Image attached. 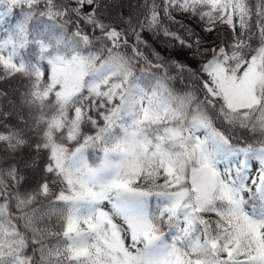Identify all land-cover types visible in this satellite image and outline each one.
Here are the masks:
<instances>
[{
	"label": "snow or ice",
	"instance_id": "1",
	"mask_svg": "<svg viewBox=\"0 0 264 264\" xmlns=\"http://www.w3.org/2000/svg\"><path fill=\"white\" fill-rule=\"evenodd\" d=\"M124 7L0 0V264H264V0Z\"/></svg>",
	"mask_w": 264,
	"mask_h": 264
},
{
	"label": "trees",
	"instance_id": "2",
	"mask_svg": "<svg viewBox=\"0 0 264 264\" xmlns=\"http://www.w3.org/2000/svg\"><path fill=\"white\" fill-rule=\"evenodd\" d=\"M133 2H134V0H122V3L125 5V7L123 9L125 15L128 12L127 5L129 3H133ZM253 2H254V0H253ZM18 11H19V9H17V12ZM19 19H20V17L18 15L9 16L5 22V26L12 25ZM177 20L180 23H183V24L187 25L188 27L194 29L196 32H201V29L195 20H192L189 17L181 16L179 14H177ZM178 27H179V25L174 26L173 30L178 29ZM201 34L205 35L207 37V34H204V33H201ZM224 35H227V33L225 32ZM215 36H216L215 33L211 34L210 39L214 40ZM145 38L148 40L149 45L151 46V49L159 52L162 56L181 60L183 62L190 64L192 67L197 66V61L193 60L190 57V54L188 53L187 50L181 51L178 47H174L172 45V43L170 41H168L162 34L159 36H152V35L146 34ZM21 84H22V81L19 78L9 79V80H0V91L7 93V90L9 88L16 87L19 89L18 92H20L23 90L21 88ZM179 86L180 85H177V87H179ZM7 103H8V100H6L4 98H0V104L6 105ZM12 119L15 120L14 117ZM237 135L241 136L242 139L247 138V142H249V143L255 142L252 139L251 133H247V132H244L243 130H240L237 132Z\"/></svg>",
	"mask_w": 264,
	"mask_h": 264
},
{
	"label": "rangeland",
	"instance_id": "3",
	"mask_svg": "<svg viewBox=\"0 0 264 264\" xmlns=\"http://www.w3.org/2000/svg\"><path fill=\"white\" fill-rule=\"evenodd\" d=\"M18 91H19V89L18 88H16V87H12V88H9L8 90H7V94H8V99H17V97H16V93H18ZM256 165H255V163L253 164V167H255Z\"/></svg>",
	"mask_w": 264,
	"mask_h": 264
}]
</instances>
